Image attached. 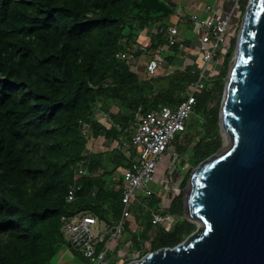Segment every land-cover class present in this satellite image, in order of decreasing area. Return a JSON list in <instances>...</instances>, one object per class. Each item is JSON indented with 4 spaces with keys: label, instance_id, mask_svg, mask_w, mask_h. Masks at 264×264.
<instances>
[{
    "label": "trees",
    "instance_id": "16d2710c",
    "mask_svg": "<svg viewBox=\"0 0 264 264\" xmlns=\"http://www.w3.org/2000/svg\"><path fill=\"white\" fill-rule=\"evenodd\" d=\"M167 2L0 0V264H58L67 247L73 264H88L68 245L62 217L85 212L109 225L122 219L124 181L113 176L129 166L117 150L121 137H131L125 132L128 123L136 120L140 107L145 113L177 108L199 79L196 66L174 64L181 42L170 47L174 54L166 60L174 68L165 75L149 76L145 67L136 71L116 57L137 44L151 49L167 45L163 34L153 33L155 24L172 14ZM248 3H239L241 23ZM241 23L220 52L222 71L205 81L187 120L189 149H178L195 165L182 187L196 167L223 147L221 102ZM100 110L110 114L112 126L98 118ZM83 121L91 124L88 137L81 134ZM80 165L87 174L78 181L77 198L68 202ZM144 203L124 220L138 252L131 258L122 251L117 257L111 253L112 264L174 247L197 229L185 217L182 192L167 200L158 194ZM151 210L168 212L173 223L154 225Z\"/></svg>",
    "mask_w": 264,
    "mask_h": 264
},
{
    "label": "water",
    "instance_id": "95a60500",
    "mask_svg": "<svg viewBox=\"0 0 264 264\" xmlns=\"http://www.w3.org/2000/svg\"><path fill=\"white\" fill-rule=\"evenodd\" d=\"M220 128L230 145L193 170L185 192L197 229L129 264H264V0H249L242 19Z\"/></svg>",
    "mask_w": 264,
    "mask_h": 264
},
{
    "label": "built area",
    "instance_id": "2783aa9c",
    "mask_svg": "<svg viewBox=\"0 0 264 264\" xmlns=\"http://www.w3.org/2000/svg\"><path fill=\"white\" fill-rule=\"evenodd\" d=\"M240 1H228L229 5L234 3V6H229L220 17L215 14L202 17L197 12L191 13L189 20L196 32L200 33L198 55L202 63V66L197 68L199 79L192 84L191 94L177 108L163 106L156 112L145 113L140 107L135 113V123L133 125L131 121L128 123L125 132H130L132 135L128 139L121 137L117 150L129 159V166L120 167L113 177L115 180L124 181L122 219L109 225L98 216L85 212L62 217V232L68 245L74 252L86 258L88 264H112L109 254L113 253L116 257L120 255L121 251H117L116 248L117 238L124 230L125 218L131 216L136 205L146 206L144 201L158 194L162 200H167L182 191L185 180L182 174L185 173L186 176L191 166L184 150H179V146H174L173 142L176 134L179 133L182 147L189 149L183 141L187 120L196 105L197 92L204 89L205 81L213 75V73L208 74L206 69L211 62L219 58L222 48L226 45L227 32L231 26L234 10L239 6ZM204 9L210 14L215 12L212 5H205ZM156 25V32L164 35L167 46L172 47L178 43L176 26H165L162 23ZM163 50L164 46L151 49L146 44H139L128 52L117 53L116 57L130 62L137 71L138 66L133 62L137 53H141L146 58L144 62L146 74L158 76L162 75L161 70L165 64ZM115 105L120 106L117 102ZM97 116L108 126L114 124L106 111L100 110ZM90 130L89 122H81L83 137H88ZM86 174L87 169L84 166L77 167L75 182L68 190V202H73L77 198L81 190L78 181ZM151 211L154 225L168 227L174 221V216L168 212ZM102 225L106 228H102ZM130 246L132 247L131 244Z\"/></svg>",
    "mask_w": 264,
    "mask_h": 264
},
{
    "label": "crops",
    "instance_id": "0c3cea01",
    "mask_svg": "<svg viewBox=\"0 0 264 264\" xmlns=\"http://www.w3.org/2000/svg\"><path fill=\"white\" fill-rule=\"evenodd\" d=\"M228 1H230V0H168L167 3H169V5L172 9V14L162 24H165L166 26L174 25L178 29V43L181 42V46H180L181 52H180L179 58L176 57L175 60L184 59V62H185V65L184 64H183V66L179 65V67H188V66L189 67H195L196 66L198 68V66L201 65V59H200V56L198 55V53H199L198 52V45H199L200 33L196 32L192 23L189 20L191 13L197 12L202 17H208L209 15H212V14H215L218 17H220V16L224 15L225 10L229 6H231L227 3ZM205 5L214 6L215 12L211 13V14L209 12H207L204 9ZM156 27H157V25L155 24L154 29H153L154 34H158L156 32ZM146 36L150 40V36H148V35H146ZM138 45L139 44H137L136 46H138ZM171 54H174V52L171 51V48L167 45H164V50H163L162 56L165 58V60H166V57L171 55ZM142 60L145 62L144 56L140 55L139 58H137L133 62L135 66H138L137 71L142 70L145 67L144 64H141ZM170 66L171 65H169L166 72L162 73V75H164L168 72L169 73L172 72L171 70H169L172 67V66L171 67ZM175 66L177 67L178 65L176 64ZM211 76L213 77V76H215V74L213 73V75H211ZM113 108L117 110L116 105H113ZM127 133L132 135V133H130V132H127ZM128 138H130V137H127V139ZM120 143L121 142H119L118 145ZM118 169H117V171H118ZM116 172H115V174H116ZM115 174H114V176H115ZM65 254H66V256H65ZM60 255L61 256L59 258V264H73L69 260V255H71L70 250L69 251L64 250L60 253Z\"/></svg>",
    "mask_w": 264,
    "mask_h": 264
},
{
    "label": "rangeland",
    "instance_id": "374dc122",
    "mask_svg": "<svg viewBox=\"0 0 264 264\" xmlns=\"http://www.w3.org/2000/svg\"><path fill=\"white\" fill-rule=\"evenodd\" d=\"M233 6H234V3H231V7H233ZM240 23H241V11L239 10V6H238L234 10V14H233L232 21H231V26H230V28H229V30L227 32L228 33L227 36H233L237 32V29H238ZM142 36H145V35H142ZM226 39H227V37H226ZM142 42H145V41L142 40ZM177 57L179 58V56H177ZM144 59H146V58H144ZM223 61H224V57L222 55H220L217 60L211 62V64L208 65V67L206 69L207 73L208 74L209 73H214L216 75L217 73L221 72L222 71V68H223ZM175 63L177 65H181V66H183V64L185 65L184 59L175 60L174 64ZM141 64H144V61L143 60L141 61ZM169 65H170V63L167 60H165V64H164V66H163V68L161 70V73L166 72V70L169 67ZM173 68L171 67L169 70H172ZM229 70H230V68H229ZM200 91H198V92H200ZM198 92H197V94H198ZM134 123H135V121L132 120L131 121V125H133ZM183 141L186 143V145H188L187 144V141L184 138V136H183ZM230 143H231L230 138L228 136H223V147H228L230 145ZM181 144H182V141H181V138H180V134L178 133V134H176V137H175V140L173 142V145L176 146V147H178ZM182 176H183V178H185V173L182 174ZM188 182L185 185V187H182L181 188V190H182L181 192L183 193V200H184V197L186 196L185 192L187 191ZM185 217H186V215H185ZM190 222H193V221H190ZM101 227L102 228H106L104 225H102ZM132 235L133 234L129 230H127L125 228L123 230L122 234H120L118 236V238H117V246H116L117 251L124 252L125 253V255H124L125 258H131V257H133V255H135L136 252H138V249L136 247L134 248V247H131L130 246V244L133 245L132 242H134L133 241V238H132ZM128 241H130L129 244H128ZM144 245H145V248L146 249H149V244L148 243H146ZM64 250L69 251V248L67 247ZM110 254H109V256H110ZM136 255H137L136 257L139 256L138 254H136ZM58 264H59V262H58Z\"/></svg>",
    "mask_w": 264,
    "mask_h": 264
},
{
    "label": "clouds",
    "instance_id": "9594fccd",
    "mask_svg": "<svg viewBox=\"0 0 264 264\" xmlns=\"http://www.w3.org/2000/svg\"><path fill=\"white\" fill-rule=\"evenodd\" d=\"M145 73H146V71H145Z\"/></svg>",
    "mask_w": 264,
    "mask_h": 264
}]
</instances>
